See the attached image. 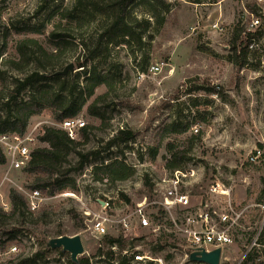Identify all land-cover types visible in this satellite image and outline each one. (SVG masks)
<instances>
[{"label":"rangeland","instance_id":"1","mask_svg":"<svg viewBox=\"0 0 264 264\" xmlns=\"http://www.w3.org/2000/svg\"><path fill=\"white\" fill-rule=\"evenodd\" d=\"M69 2L0 0V69L6 70L8 86H15V79L25 76L10 63L11 59L19 57L16 41L30 36L48 50L53 49L54 44L48 39L53 28L49 13ZM171 2L173 6L165 23L153 25L143 35L144 44L140 47L119 41L107 44L99 39V28H102L99 17L88 16L79 28L72 25L73 38L67 53L47 74L63 71L71 64L73 71L60 73L59 82L50 78L48 83L57 87L63 82L65 88H74L77 93L85 85L84 71L95 66L102 76H109L111 88L105 84L98 87L80 114L86 125H93L81 150H100V154L91 157L79 169V156L72 153L66 168H72L71 174L86 185L84 190L89 193L91 188L87 184L91 181L88 175H83L87 168L103 160L126 159L136 169L126 187L137 199L148 188L143 185L145 176H160L168 170L166 164L174 146L188 150L183 166L193 165L199 170L201 192L206 194L208 186L218 180L232 189L233 198L241 204L257 203L264 196V155L256 161L249 156L258 149L264 152V66L260 62L264 55V25L258 33L259 50L252 54L249 64L235 66L230 46L236 25L247 26L249 21L245 20L243 5H252L254 0H207L204 4L190 0ZM136 12L140 17L147 16L143 10L136 9ZM215 24L219 25L218 29L214 28ZM14 25H43L44 31L17 33L11 29ZM63 28L64 24L60 29ZM79 62L84 66L79 67ZM36 67V63H32L26 72ZM28 89L24 90V98L29 97ZM94 102L103 118L88 112V106ZM38 119L39 115L31 121ZM174 121L190 124V127L186 133L171 134L158 143L160 129ZM121 129L132 131L134 138L106 149L107 142ZM79 138L83 139L81 135ZM156 147L159 150L154 156ZM7 172V164H0V194L7 200L12 189L20 193L30 190L37 176L25 169L12 170L8 173L9 180H4ZM96 186L99 190L111 191L117 184ZM76 206L75 201L58 196L49 199L41 212L34 215L35 219L6 218L0 226V239L7 238L9 232L16 236L21 234V238L0 247V264L12 259L16 263L18 254L28 256L43 249L45 242L60 231L68 235L80 233L89 253L82 257L90 256L91 264H100L97 257L105 250H101L99 243L104 242L91 239L85 232L82 219L75 213ZM258 215L254 207L244 221L245 226L254 229ZM240 233H235L233 247L226 250L227 262L238 263L242 257L245 237L241 238ZM15 243L17 251H10ZM58 253L47 251L37 264H61Z\"/></svg>","mask_w":264,"mask_h":264},{"label":"built area","instance_id":"2","mask_svg":"<svg viewBox=\"0 0 264 264\" xmlns=\"http://www.w3.org/2000/svg\"><path fill=\"white\" fill-rule=\"evenodd\" d=\"M253 4L254 9H250L248 4L243 5L245 20L249 19L247 26H244L245 34H249L247 64L252 62V54L259 50L258 33L264 25V0H254ZM214 28L218 29L219 25L215 24ZM260 62L264 66V55H261ZM50 126L61 128L71 139L79 140L86 122L80 115L55 121L49 111L43 110L39 119L36 122L30 120L24 130L1 133L0 147L8 166L4 180H9L10 171L22 170L30 165L35 151L43 143L41 137ZM263 155L264 152L258 149L249 158L256 161ZM93 167L87 168L83 174L84 177L88 175L91 181L87 184L91 188L89 193L84 190L86 185L77 179L75 191L63 190L50 195L49 188H31L22 190L21 194L25 197L28 213L33 215L40 212L51 198L61 196L75 201V213L82 219L85 232L91 239L104 242L99 243L101 250H105L97 257L100 264H207L192 261L191 254L197 251L210 253L217 248H221L219 264H225L229 261L226 250L233 247L235 233L238 232H241V238L245 237V243L242 257L235 264H243L250 255H255L258 261H264V196L257 203L241 204L233 198L232 189L218 180L208 186L205 194L201 192L203 186L199 170L189 165L168 169L160 176H148L151 186L134 199L126 187L131 177L116 181L117 187L111 191L99 190L97 184L107 186L110 182L95 180ZM145 178L143 185L146 187ZM0 195V207L6 212L11 211V201ZM254 207L258 209L259 215L253 229L245 226L244 221ZM62 235L68 234L55 237ZM20 238L21 234L15 239ZM47 241L43 249L48 247V251H59L61 264L74 263L68 251L62 247L51 248ZM17 249L15 243L10 251ZM86 254L89 255L84 245V253L78 261ZM87 257L92 263L91 257ZM59 258L56 259L60 261Z\"/></svg>","mask_w":264,"mask_h":264},{"label":"trees","instance_id":"3","mask_svg":"<svg viewBox=\"0 0 264 264\" xmlns=\"http://www.w3.org/2000/svg\"><path fill=\"white\" fill-rule=\"evenodd\" d=\"M190 1L195 4L207 2V0ZM172 6L171 0H70L66 6L55 7L48 16V19L53 21V28L49 31L48 39L54 44V48L48 50L36 38L26 36L16 41L18 59L10 60L14 69L25 73L24 78H16L15 86H8L6 70L0 69V134L24 130L31 118L39 115L43 110L49 111L55 121L76 117L81 114L88 98L95 93L98 87L105 84L109 89L111 88L109 76H102L97 72L95 66L84 71L85 85L80 87L77 93L74 88H65L63 82H60L57 87L48 83L50 78L55 82L60 81L61 77L57 70L51 75L47 72L55 69L67 53L69 41L73 38L72 25L79 28L84 25L88 16H92V19L99 17V21L102 23V28H99L98 32L99 39H104L107 44L119 41L128 45L136 44L140 47L144 44L143 35L150 31L153 25H163ZM248 7L254 9V4H248ZM136 9L143 10L147 16H138ZM63 24L64 30H61ZM12 28L17 33H42L44 31L43 25H14ZM248 35V33L245 34L244 26L236 25L230 43L233 55L231 61L235 66L242 67L248 63ZM5 47L4 44L3 52ZM32 63H36L37 67L26 72ZM78 64L79 67L84 66L81 62ZM26 88H29L30 92L28 98L22 96ZM87 109L94 116L104 117L96 108L95 102L90 104ZM189 127L190 124L183 125L176 121L163 126L158 134V143L171 134L186 133ZM91 128L93 125H86L80 132L83 139L73 140L63 129L54 126L48 127L41 137V141L46 145L35 151L33 161L25 168L30 174L37 175L31 187L42 190L49 188L50 195L63 190H77V178L71 174L72 168H66V165L70 164L68 159L72 153L79 156L77 166L79 169L83 168L91 157L100 154V150L87 152L81 150V146L89 139ZM133 138L132 131L118 130L117 134L107 142L105 148L110 149L118 143L129 142ZM260 147L263 148V145L260 144ZM172 148L166 167L168 169L183 167L188 159V150L174 148V146ZM158 150L159 147L154 149V156ZM3 163H5V156L0 147V164ZM135 172L136 169L133 166L119 157L112 158L107 162L103 160L93 167L94 178L100 182L107 180L110 183H115L119 180H126L133 177ZM149 180V177L146 176L145 184L148 187L151 186ZM10 201L11 211L6 212L0 207V226L9 217L18 216L23 220L37 218L28 213L25 197L16 189L10 191ZM9 234L6 240H0L1 248L16 238L15 233L9 232ZM59 234L65 233L60 231L57 235ZM48 250L49 248L45 247L28 256H23L20 253L16 256V263L12 259L3 264H37V261ZM72 264L91 263L88 257H81L78 262ZM225 264L235 263L226 262ZM243 264H264V261H257L255 255H250Z\"/></svg>","mask_w":264,"mask_h":264},{"label":"water","instance_id":"4","mask_svg":"<svg viewBox=\"0 0 264 264\" xmlns=\"http://www.w3.org/2000/svg\"><path fill=\"white\" fill-rule=\"evenodd\" d=\"M68 70L73 71V65L65 67L63 71H58V74H66ZM47 245L51 248H63L71 254L73 262H78V258L84 253V244L80 234L62 235L61 237H53L48 239ZM221 256V248L207 253L205 251H197L191 254L192 261L205 262L207 264H219Z\"/></svg>","mask_w":264,"mask_h":264}]
</instances>
